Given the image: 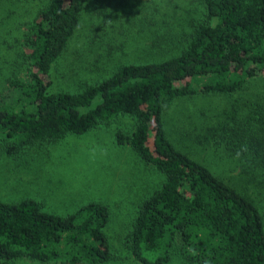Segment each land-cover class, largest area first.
Masks as SVG:
<instances>
[{"label":"trees","instance_id":"trees-1","mask_svg":"<svg viewBox=\"0 0 264 264\" xmlns=\"http://www.w3.org/2000/svg\"><path fill=\"white\" fill-rule=\"evenodd\" d=\"M91 7L111 27L124 21L126 30H109L120 43L111 49L140 25L150 36L145 55L156 60L117 66L79 93L54 91L56 65ZM2 52L14 58L2 61ZM1 76L16 90L0 99L10 157L133 120L116 142L164 178L131 221L127 247L140 264H264V0H0ZM253 89L255 105L240 111L234 95ZM188 100L196 116L178 121L183 135L171 134L167 112ZM228 100L230 112L218 105ZM196 102L208 111L198 115ZM208 152L229 164L223 175L206 166ZM108 222L99 204L60 217L30 199L0 201V264H107Z\"/></svg>","mask_w":264,"mask_h":264},{"label":"rangeland","instance_id":"rangeland-1","mask_svg":"<svg viewBox=\"0 0 264 264\" xmlns=\"http://www.w3.org/2000/svg\"><path fill=\"white\" fill-rule=\"evenodd\" d=\"M91 8L84 14L68 52L56 65L51 87L54 91L79 93L84 86L107 79L117 66L156 60L154 54L150 58L145 55L151 49L143 41L150 39V36L142 35L140 25L132 27L128 38H125L127 42L131 40L130 43L121 45V50L111 49L120 43L118 39H112L113 32L109 30L121 26L126 30L124 21L114 20L111 27L106 17L97 15L98 10ZM91 40L96 44L89 43ZM101 44L105 45V49L95 50ZM2 56L1 60L6 62L14 58L12 53L2 52ZM259 85L258 90L263 91L264 83ZM258 90L234 95L233 100L243 103L240 111L244 108L249 110L255 105L256 101L252 102L250 95ZM15 95L16 90L9 89L6 81L0 83V99ZM177 102L167 112V118L171 121L166 119L165 123L171 134L180 136L183 132L178 121L184 118L183 121L189 124L197 110L193 109L191 100ZM202 103L207 102L195 103L200 106L198 115L200 110L208 111ZM230 103L232 101L228 100L218 105L225 108L223 111L230 112ZM112 124L109 128L95 129L83 135H69L59 142L38 143L14 157L8 156L7 141L0 138V201L16 204L30 199L39 203L46 213L60 217L70 216L87 205H102L109 212V222L103 232L114 253L112 261L107 264H140L127 247L131 221L141 202L160 187L164 178L151 165L141 162L129 147L116 142L117 131L125 134L133 130V120L120 117ZM195 156L201 157L199 146ZM214 157L212 152H208L205 158L209 160H205V164L223 175L229 164L214 163ZM248 180L245 175L239 185ZM15 264L39 263L19 260Z\"/></svg>","mask_w":264,"mask_h":264}]
</instances>
